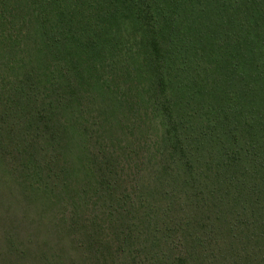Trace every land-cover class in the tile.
Masks as SVG:
<instances>
[{
	"label": "trees",
	"instance_id": "obj_1",
	"mask_svg": "<svg viewBox=\"0 0 264 264\" xmlns=\"http://www.w3.org/2000/svg\"><path fill=\"white\" fill-rule=\"evenodd\" d=\"M0 264H264V0H0Z\"/></svg>",
	"mask_w": 264,
	"mask_h": 264
}]
</instances>
